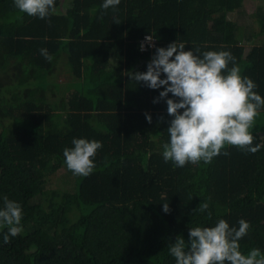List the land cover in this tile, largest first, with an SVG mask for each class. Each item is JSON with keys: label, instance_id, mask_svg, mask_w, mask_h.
Listing matches in <instances>:
<instances>
[{"label": "trees", "instance_id": "trees-1", "mask_svg": "<svg viewBox=\"0 0 264 264\" xmlns=\"http://www.w3.org/2000/svg\"><path fill=\"white\" fill-rule=\"evenodd\" d=\"M103 2L56 0L49 21L0 0V206L7 196L23 209L7 244L0 229V264H176L169 243L220 219L250 222L241 250L264 252V147H228L208 164L165 162L172 118L166 100L154 103L164 89L130 76L179 40L186 50L230 51L264 97V0H121L106 12ZM235 13L240 21L229 19ZM147 35L156 47L141 51ZM253 134L264 145V109ZM74 138L103 144L87 177L64 163ZM61 170L67 179L53 188ZM203 202L210 219L194 212Z\"/></svg>", "mask_w": 264, "mask_h": 264}, {"label": "clouds", "instance_id": "clouds-1", "mask_svg": "<svg viewBox=\"0 0 264 264\" xmlns=\"http://www.w3.org/2000/svg\"><path fill=\"white\" fill-rule=\"evenodd\" d=\"M13 3L20 13L41 20L50 21L56 12V0H13ZM120 3L121 0H104L101 7L106 12L109 8L115 10ZM145 40L155 47L152 35H147ZM140 50H146L143 43ZM40 53L49 62L54 59L46 48L40 49ZM130 76L150 89H164L154 103L166 100L167 114L172 118L167 128L169 140L162 145L165 162L171 161L177 167L189 163L208 164L221 154L230 155L228 147L252 154L264 147L254 146L253 134L256 118L264 109V97L256 91L258 85L242 75L230 51L186 50L185 43L177 40L166 48H155L147 71L134 72ZM169 94L174 98H168ZM146 118L152 123L151 115L146 114ZM72 145L63 150L67 169L75 176L91 175L102 142L74 138ZM163 210L170 213L168 203H163ZM194 212H207L209 219L212 216L207 202L201 203ZM22 219V205L4 196L0 206V229H7L3 234L5 244L22 230ZM238 224V228L233 227L220 219L211 227H190L188 239L177 236L169 243L168 252L176 264H264L261 249L252 248L247 254L242 252L240 241L251 225L244 219Z\"/></svg>", "mask_w": 264, "mask_h": 264}, {"label": "rangeland", "instance_id": "rangeland-1", "mask_svg": "<svg viewBox=\"0 0 264 264\" xmlns=\"http://www.w3.org/2000/svg\"><path fill=\"white\" fill-rule=\"evenodd\" d=\"M253 5V6H252ZM248 4V5H246L245 6V9H244V11H246V13L248 14V15H250L251 13L250 12H252L253 11V7L254 6H256L255 4ZM238 14L239 13H235V14H231V15H229V19H231V20H239L238 18ZM240 21V20H239ZM241 23V22H240ZM248 26H250V30L248 31L249 32V34L251 35V36H253L256 32H257V30H258V27L256 26V25H254V24H251V22L250 21H248V24H245L244 25V27L246 28V27H248ZM255 26V27H254ZM253 41V40H252ZM254 44H256L255 42H253ZM69 78H70V75L67 73V72H63V73H61L60 74V80H59V83L60 84H64V83H66L68 80H69ZM65 178V179H67V176L64 174V172L61 170L60 172H59V174L58 175H56V176H54L53 178H52V183H51V186L53 187V188H58V187H60V183L62 182V179H63V177ZM69 181H70V179H69Z\"/></svg>", "mask_w": 264, "mask_h": 264}, {"label": "built area", "instance_id": "built-area-1", "mask_svg": "<svg viewBox=\"0 0 264 264\" xmlns=\"http://www.w3.org/2000/svg\"><path fill=\"white\" fill-rule=\"evenodd\" d=\"M145 37H146V36H145ZM153 39H154V43H155V47H156L157 40H156L155 38H153ZM140 43H141V44L143 43V44L145 45V49H146V50H144V51H149L150 49L155 48V47H151V46H149V43L145 40V38L142 39Z\"/></svg>", "mask_w": 264, "mask_h": 264}]
</instances>
